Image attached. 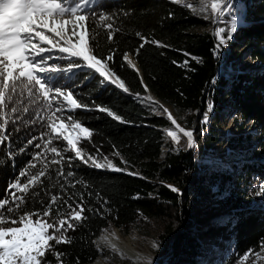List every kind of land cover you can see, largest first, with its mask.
I'll use <instances>...</instances> for the list:
<instances>
[{
    "label": "trees",
    "instance_id": "obj_1",
    "mask_svg": "<svg viewBox=\"0 0 264 264\" xmlns=\"http://www.w3.org/2000/svg\"><path fill=\"white\" fill-rule=\"evenodd\" d=\"M240 1L246 3L245 24L239 25L228 43L235 49L240 48L241 43L237 40V36H240L243 45L249 48L247 57L257 62L259 67L257 71L249 73L236 71L232 58L222 62L220 55L217 57L214 54L216 38L206 30L210 24L182 3L177 4L172 0H100L102 7L96 11H104L111 16L105 21L97 18L96 25H93L99 26V46L104 50L108 47L118 50L120 55L114 57L115 67L130 92L124 93L108 84L101 86L96 78L86 82L84 73L79 71L73 79L79 77L81 86H78V93L85 103L110 107L127 122L116 121L98 110H76V116L83 121L82 126L92 132V136L82 139L80 144L89 152L94 151L93 145L100 146V151L113 163L124 167L121 159L126 160L129 171H135L138 175L97 170L76 161L75 179L86 181L88 188L81 184L73 188L59 178L61 183L66 184L67 191L62 193L59 185H56L58 177L54 172L51 180L41 178L44 187L30 188V192H40V198L45 203L52 194L65 199L67 194H75L78 199L79 193L83 192L87 207H100V200L106 199L110 209V213L104 216L86 212L88 219L75 231H68L67 235L72 237L70 244L55 245L54 240L50 241L55 247L51 251L46 250L42 264H92L102 255L96 240L106 230L118 228L127 234L133 229L149 230L151 227L159 231L162 248L165 251L173 250L167 264H198L204 247L197 238V230L191 228L193 213L189 207L190 195L206 193L222 202L225 208L251 200L248 194L254 183L264 181V0H255L253 6H249L250 0ZM169 13L172 15L169 16ZM106 23H114L120 29L111 43L105 39ZM137 32L148 41L158 40L169 47L149 42L137 55L135 50L144 42L136 35ZM124 52L137 61L147 92L140 82L139 73L126 62L121 67ZM184 52L199 60H190ZM185 59L190 60L188 68L179 66ZM149 90L163 106L172 107L180 126L195 129L194 147L189 149L185 145L173 150L169 144L164 154V130H175L176 127L171 125L167 116L156 113L162 110L158 104L145 103L136 97L137 93L148 96ZM225 98H231V103L225 104ZM39 103L42 101L31 97L27 88L19 85L12 93L9 108L5 109L6 115L0 118V122L9 115L14 117L17 114L31 120V114L39 111L36 107ZM209 103H214L213 121L202 125L197 112L203 114ZM11 107H16L18 113H11ZM26 111L29 113L27 116L24 115ZM40 115L46 117V110L41 111ZM223 118L230 119L238 131H242L246 125L250 126V123L256 126L251 134L236 137L238 143L247 141L253 144L249 151L242 154L243 161L234 165L235 175L218 163L199 162V158L215 153L222 142H228L231 138L219 127ZM17 126L19 131L13 132L11 140L0 145V155L9 152V145L14 150L18 149L36 129L50 132V129H39L38 125L22 122H18ZM38 131L35 134L38 135ZM57 143L66 145L62 140ZM117 149L121 153L119 157L112 155ZM65 151H68L67 147ZM68 154L74 153L68 151ZM46 155L50 158L53 154L49 152ZM237 155L241 154H234ZM250 155L257 160L246 158ZM29 159L27 153L20 154L19 151H16L15 166L11 157L7 161L0 159V199L6 195L9 182L14 181ZM37 167H41V164L38 163ZM169 185L179 192H173ZM88 192L92 195L89 196ZM32 199L30 197V203L25 205L29 211L32 210ZM61 207L67 206L62 204ZM6 209L7 206L5 219L15 216L17 223L6 222L3 226H21L18 216L7 213ZM228 223L235 232L233 252L243 255L249 249H260L264 241V210L233 211ZM52 231L49 229L50 234ZM57 252L65 255L58 260Z\"/></svg>",
    "mask_w": 264,
    "mask_h": 264
},
{
    "label": "snow or ice",
    "instance_id": "obj_2",
    "mask_svg": "<svg viewBox=\"0 0 264 264\" xmlns=\"http://www.w3.org/2000/svg\"><path fill=\"white\" fill-rule=\"evenodd\" d=\"M172 2L179 4L182 0H172ZM209 6L211 23L214 26L213 35L216 38L213 51L219 57L222 49L227 46L238 29L239 17L235 0H198L200 13H208ZM101 7L100 0H0V118L5 117V109L9 108L12 93L19 85L27 88L31 97L42 101L36 106L39 111L31 114V120L24 119V116L19 114L2 119L0 145L10 141L14 131H19L18 122L38 125L39 129H50V132L34 130V134L26 138L18 149L14 150L9 145V152L0 155V159L5 161L11 157L13 166H15L16 151L30 156L14 181L9 182L4 198L0 199V264H42L46 250L51 251L55 245L72 242V237L67 233L69 230L75 231L77 226L88 219L86 212H94L101 216L110 213L106 199L100 200V207L95 209L87 207L83 192L79 193L78 199L75 194H67L66 199L52 194L45 203L40 198V192H30V188L44 187L42 177L51 180L54 172L58 177L56 185H59L62 193H66V184L61 183L59 178H63L73 188L78 184L85 188L89 187L86 181L75 179L76 161L97 170L138 175L135 171H129L126 160L121 159L124 167L113 163L100 151V146L93 145L94 151L89 152L80 144L82 138H90L92 132L88 127L82 126L83 121L76 116V110H98L116 121L127 122L110 107L94 103L89 106L85 103L78 93V86H81L78 83L79 77L73 79L79 71L84 73L86 82L96 78L99 79L101 86L108 84L124 93L130 92V88L126 86L125 80L115 67L114 57L120 55L118 50L115 47L104 50L99 46L100 32L97 30L99 26L93 27V25H96L97 18L99 21H105L111 16L104 11H96ZM186 7L193 12L197 11V6L192 3H188ZM171 15L169 13V16ZM202 18L208 19L209 14L203 15ZM66 26L70 27L66 29ZM104 27L105 39L110 43L113 42L114 34L120 29L114 23H106ZM136 35L144 41L135 50L137 55L145 43L169 47L158 40L148 41L139 32ZM90 43L91 47H89ZM183 54L192 61L199 60L188 52ZM190 60L185 59L179 66L190 67ZM125 61L129 67L139 73L135 61L130 58L128 52L122 54L121 67H124ZM173 63L177 62L174 60ZM140 82L147 92V85L142 76ZM136 97L139 99L140 94L137 93ZM160 107L163 108L162 105ZM213 109L214 103H209L200 121L202 125L208 123L209 113ZM44 110L47 112L46 117L40 115ZM163 112L167 113V120L171 125L186 137L187 148L194 147L195 129L181 127L169 109L163 108ZM11 113H18V109L11 107ZM24 115L27 116L29 113L26 111ZM36 131L38 135L35 134ZM167 136L177 146L173 150H179L181 137L177 131L169 130ZM61 140L66 142V145L57 143ZM65 147L74 154L69 155ZM113 148L115 149V145ZM49 152L53 154L50 158L46 155ZM112 155L119 157L121 153L117 149ZM38 163L41 167H37ZM53 165L59 167L53 168ZM33 169L35 171H32ZM169 187L173 192H179L174 186L169 185ZM261 191L264 192V185L261 186ZM88 195L91 196L92 193L88 192ZM96 195L99 196L98 193ZM30 197L34 198L31 200V211L25 207L30 203ZM37 204L40 207H36ZM62 204L67 207H61ZM5 206L7 213L18 216L22 226H3L6 222L13 225L17 223L15 216L5 219ZM33 216L36 217L35 220ZM49 229L53 230L51 234ZM100 239L110 243L106 235ZM53 240L55 245L49 243ZM112 247L114 248L115 245ZM261 247L264 248V241L261 242ZM250 253H254V250L249 249L245 253V260ZM254 254L259 256L258 252ZM63 255L65 254L57 252L56 258L59 260ZM148 264H152L150 259Z\"/></svg>",
    "mask_w": 264,
    "mask_h": 264
},
{
    "label": "rangeland",
    "instance_id": "obj_3",
    "mask_svg": "<svg viewBox=\"0 0 264 264\" xmlns=\"http://www.w3.org/2000/svg\"><path fill=\"white\" fill-rule=\"evenodd\" d=\"M249 2V6H253L255 0H250ZM188 3H192L194 6H197L196 12H193V10L190 8L189 9L201 18L203 17V15L209 14L208 19H203L210 24V26L206 28V30L210 31L213 34L214 26L211 23L210 6L208 9V13L202 14L198 10V0H182V4H184L185 6ZM235 3L237 8V15L239 17V25L245 24L246 3L240 0H235ZM65 18L67 19L68 17ZM68 27L70 26H66V29ZM69 35H71V33H69ZM85 38L87 39V36ZM73 39L75 41V38ZM237 40L241 43L240 48L235 49L228 43L227 46L222 49V52L220 53L222 62H225L229 58H232L231 62L236 64V67H234L236 71L243 70L247 73L251 71H257L259 68L257 62L252 61L247 57L249 48L243 45L240 36H237ZM148 98L149 96L144 95L140 96L139 99L144 101L145 103H154L152 99L149 100ZM206 98L208 99V95H206ZM223 101L225 102V104H230L231 98H225ZM161 105L163 106V104ZM163 108L169 109L176 121L178 120L172 107L163 106ZM163 108L161 111H156V113L167 116V113L163 112ZM202 115L203 114L201 113V111L197 112L198 118L202 119ZM212 121L213 118L211 111L209 113V120L207 124H211ZM219 127L226 133L230 134L231 138L228 142H222L215 153L208 154L204 158H199V162L205 164L218 163L222 165L224 169H228L229 173L235 175L234 165L239 161H243L244 158L242 157V154H244L246 151H249L251 149V145L253 144L247 141L238 143L236 137L239 135L245 136L251 134L254 130H256V126L250 123V126L246 125L242 131H238L236 126L233 122H231L230 119L223 118L219 123ZM168 131L169 129L164 130V154L168 151L169 144H171L173 148L177 147L176 145H174V142L171 141V138L167 136ZM174 131H177V134L181 137L180 145L178 147L180 148L182 146H185L186 137H183V134L179 133V130L177 128ZM238 153L241 155L234 156V154ZM246 158H248L249 160H257L254 159L252 155ZM262 185H264V181L255 182L252 191L248 194L251 200L244 201L236 206H233L232 208H225L222 202L216 200L215 198H211L208 194L206 195V193H204L203 195H190L191 200L189 202V207L191 208L193 213V218L191 221L193 224L191 228H195L197 230V238L204 247V252L200 256L198 264H264V248L262 247H260V249L258 250H254V253L258 252L259 256L255 255L254 253H250L247 260L244 259L245 254L240 255L232 251L235 232L228 223L230 217H232L233 215V211H246L250 209L264 210V192L261 191ZM114 229L116 228H110L105 232L113 233ZM118 230L122 233L123 236L131 235L135 238L137 250L148 258H146L147 262H133L129 257L123 255L118 251H114L108 245L103 243L99 237L96 240V245L102 255L92 264H148L149 259L152 261V264H167L169 258L173 254L172 249L170 251H165L162 248L160 244L159 231L155 227H151V229L149 230L133 229L130 233L127 234H125L120 229ZM154 245H158V247H154Z\"/></svg>",
    "mask_w": 264,
    "mask_h": 264
},
{
    "label": "bare ground",
    "instance_id": "obj_4",
    "mask_svg": "<svg viewBox=\"0 0 264 264\" xmlns=\"http://www.w3.org/2000/svg\"><path fill=\"white\" fill-rule=\"evenodd\" d=\"M130 58L134 60V58L132 57ZM148 96L151 97L153 101L162 104L151 92H149ZM104 235L108 236L110 243H105L103 240L102 242L108 245L114 251H118L122 253L123 255L129 257L135 263L147 262L148 258L145 255L138 252L135 238L132 237L131 235L123 236L122 233L117 228L114 229L113 233L104 232L100 237ZM112 245H115V247L113 248Z\"/></svg>",
    "mask_w": 264,
    "mask_h": 264
},
{
    "label": "water",
    "instance_id": "obj_5",
    "mask_svg": "<svg viewBox=\"0 0 264 264\" xmlns=\"http://www.w3.org/2000/svg\"><path fill=\"white\" fill-rule=\"evenodd\" d=\"M129 56L130 57H132V55H130L129 54ZM133 58V57H132ZM134 61H135V63H136V66H137V68L139 69V75H140V77L142 76L143 77V75H142V72H141V70H140V68H139V65H138V63H137V61L134 59ZM126 62V61H125ZM127 63V62H126ZM131 68V67H130ZM132 69V68H131ZM134 70V69H133ZM137 72V71H136ZM149 92H151L150 90H149ZM154 103H156V104H159V105H161L159 102H156V101H153Z\"/></svg>",
    "mask_w": 264,
    "mask_h": 264
}]
</instances>
